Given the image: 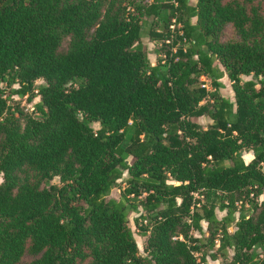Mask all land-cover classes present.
<instances>
[{
	"label": "trees",
	"instance_id": "1",
	"mask_svg": "<svg viewBox=\"0 0 264 264\" xmlns=\"http://www.w3.org/2000/svg\"><path fill=\"white\" fill-rule=\"evenodd\" d=\"M0 178V264H264L260 2L0 0Z\"/></svg>",
	"mask_w": 264,
	"mask_h": 264
},
{
	"label": "rangeland",
	"instance_id": "2",
	"mask_svg": "<svg viewBox=\"0 0 264 264\" xmlns=\"http://www.w3.org/2000/svg\"><path fill=\"white\" fill-rule=\"evenodd\" d=\"M145 1L150 2L152 0H145ZM191 1L193 2V0H191ZM257 1L260 2L261 11H262V14L264 15V0H257ZM152 18L153 17H149V18L142 17L140 19L139 24H141L142 28H143V33L141 35L140 41L142 43V46L145 48V50L147 52V56H148L150 62L152 64H155V63H157L158 55L154 53V50H156L158 48V45L155 44L154 41L151 40L147 34L149 23H150ZM235 38H237V36L234 33L233 29L230 26H227L224 30L222 40L225 41V40L235 39ZM66 44H67V40H65L63 42L64 48H65ZM162 53H163V51H162ZM216 64L222 69V67L220 66V64L218 62H216ZM248 78H250V76L243 75L241 77L242 80H246ZM219 81L222 83V87L219 88V94L222 97L229 99L231 102H234L235 97H234V91L232 88V83L228 79L227 75L225 74ZM44 83H45V81L41 78H39L35 81V83H34L35 93L37 92V87L39 85L44 84ZM15 87H17V85L13 86V88H15ZM11 98L14 99V101L12 100L13 102H10L11 104L17 103L19 108L23 109L24 113L31 115V116H37V114L33 108V105L35 102L39 101V99H40L39 96L34 97L32 100H28L26 98V96L19 98L18 95L13 94L11 96ZM191 120L198 123L200 125V127L204 128V129L207 128L210 125V123H212L211 119L206 115L193 116L191 118ZM91 125L94 129L99 128L98 122H92ZM245 157H246V159H249L251 157V155L246 154ZM128 161L129 162L132 161L131 157H128ZM128 177H129L128 173L124 172L122 175V178L117 181L116 186L114 188H112V190L110 191L107 198H115V199L124 201V198L122 197V191L126 186V182H127ZM1 180H2V178H0V181ZM57 181H58V178H54L52 182H57ZM130 197H132V196H130ZM262 199H264V195H261L259 197V200H262ZM141 213H142V210L140 207L137 210H130L129 211V226L131 227V229L134 233V238L136 240V243H137V246L139 249V253L141 255H145L144 246H145L146 237L142 235V228L138 224V223H140V219H141L140 214ZM224 214H225V212H223V211H217V216L219 218L222 217ZM143 224H144V222H143ZM202 226H203V230L205 231L206 230V224L202 223ZM193 234L195 236H199L198 232H193ZM255 249L259 250L258 247H255ZM206 259H207L208 264H221L220 259L211 260L209 257H206Z\"/></svg>",
	"mask_w": 264,
	"mask_h": 264
},
{
	"label": "built area",
	"instance_id": "3",
	"mask_svg": "<svg viewBox=\"0 0 264 264\" xmlns=\"http://www.w3.org/2000/svg\"><path fill=\"white\" fill-rule=\"evenodd\" d=\"M170 28L173 29L174 28V24H171ZM166 42L168 43L169 40H167ZM201 80H202V84H201L202 87L206 88L209 91L212 90L210 85H209V83H208V81L206 79L202 78Z\"/></svg>",
	"mask_w": 264,
	"mask_h": 264
}]
</instances>
